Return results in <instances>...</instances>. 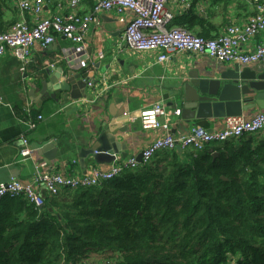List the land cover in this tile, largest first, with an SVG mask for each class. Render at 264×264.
<instances>
[{"label":"crops","instance_id":"crops-1","mask_svg":"<svg viewBox=\"0 0 264 264\" xmlns=\"http://www.w3.org/2000/svg\"><path fill=\"white\" fill-rule=\"evenodd\" d=\"M18 1L0 0L2 31L17 21L34 24L33 15L18 10ZM96 1L71 9L64 0H43L39 17L74 12L84 14ZM165 9L173 15L170 26L187 29L206 39L218 37L231 25L243 27L247 18L257 13L249 0H169ZM131 18L129 11L121 14L108 11L98 15L84 37L88 58L84 68L74 63L71 66L64 58L72 45L59 36L48 47L35 45L23 70L21 62L9 50L0 57V183L15 178L27 185L40 172L82 177L92 168L108 171L113 164L123 160L134 158L137 161L148 143L166 133L182 137L193 126H202L208 131L222 128L223 120L186 122L181 119V113L176 116L175 110L167 107L175 94H184L191 76L202 77L205 69L211 70L222 62L207 55L188 53L172 54L167 61L159 62V51L137 52L127 48L123 34ZM258 44L264 45V31L248 38L240 49L246 52ZM222 64L229 68L237 63ZM238 65L264 70V62ZM86 78L94 84L88 85L84 96L76 83ZM56 81L59 83L53 85ZM65 81L70 82L69 91H58ZM156 104L168 113L160 118L161 123H167L168 130L143 131L138 115ZM177 110L180 112V107ZM257 114H264V107L255 106L243 112L240 118L250 119ZM37 116L41 120L38 121ZM30 121L36 125L32 130L27 126ZM100 128L110 130L115 136L121 145L119 154L112 163L102 165L94 164L87 157L85 167H81L80 142ZM259 135L264 136V132ZM22 139L27 140L31 149L30 156L25 159L19 153L23 147ZM222 144H212L209 150ZM48 145L56 149L51 164L45 158L52 154ZM189 151L193 150L185 152ZM160 153L164 152L156 155ZM42 194L46 197L44 192Z\"/></svg>","mask_w":264,"mask_h":264},{"label":"trees","instance_id":"trees-1","mask_svg":"<svg viewBox=\"0 0 264 264\" xmlns=\"http://www.w3.org/2000/svg\"><path fill=\"white\" fill-rule=\"evenodd\" d=\"M1 23L0 4V32ZM95 255L107 258L97 264H264V136L160 153L42 207L0 199V264H93Z\"/></svg>","mask_w":264,"mask_h":264},{"label":"built area","instance_id":"built-area-1","mask_svg":"<svg viewBox=\"0 0 264 264\" xmlns=\"http://www.w3.org/2000/svg\"><path fill=\"white\" fill-rule=\"evenodd\" d=\"M43 0H19L17 8L20 12L33 15L34 24L28 25L24 21L13 23L8 30L0 32V57L10 51L22 64L26 65L31 49L39 44L48 47L54 43L56 36L68 40L72 48L64 58L79 68L87 65V55L84 47V37L91 25L102 12L124 11L132 13L124 34V45L134 51H159L157 60L167 61L170 55L176 53L201 54L222 63H237L241 65H254L264 62V45L258 44L244 52L240 45L248 38L264 31V1L249 0L257 13L247 18L243 27L231 25L224 29L218 37L205 39L184 28L170 26L173 15L166 12L169 0H97L92 9L84 14L77 12L56 15L49 18L39 17ZM69 8H79L80 0H64ZM179 110L174 111L178 116ZM167 111L163 106L156 104L143 109L138 120L143 131L154 132L159 129L168 130L167 123H161L160 118L166 117ZM36 119L41 120L40 116ZM29 130L35 128V122H28ZM264 132V114H257L250 119L230 117L223 119L222 128L208 131L202 126H193L186 136L173 137L165 134L153 139L141 152V163L134 158L115 163L108 171L92 168L82 177L61 175L55 173H37L32 182L23 185L12 178L8 182L0 183V199L24 197L34 207L43 205L44 196L57 197L62 190L90 189L101 183L114 179L124 170L135 169L140 164L149 163L159 152H172L179 150L185 152L191 149L202 152L215 143H224L229 140H238L246 135H256ZM20 156L25 159L31 154L27 140L22 139Z\"/></svg>","mask_w":264,"mask_h":264},{"label":"water","instance_id":"water-1","mask_svg":"<svg viewBox=\"0 0 264 264\" xmlns=\"http://www.w3.org/2000/svg\"><path fill=\"white\" fill-rule=\"evenodd\" d=\"M58 83L59 81H56L53 85ZM68 83L70 84L65 81L64 85H59L58 91L68 92L70 89ZM76 84L86 96L84 91L88 85L94 83L86 78ZM184 90L183 95L175 94L173 101H169L167 107L173 110L180 107V117L186 122L240 117L243 112L251 110L255 106L263 109L264 70L240 68L238 64L225 68L224 64L220 63L211 70L205 69L202 77L191 76V80L185 85ZM80 145L82 148L78 158L81 167H85L84 160L87 157H90L96 165L110 164L121 149V145L116 141L112 132L101 128L100 131L83 138ZM49 149L52 154L45 155V158L51 164L56 149L52 145H48ZM137 161L138 163L142 162L141 155L137 157Z\"/></svg>","mask_w":264,"mask_h":264},{"label":"rangeland","instance_id":"rangeland-1","mask_svg":"<svg viewBox=\"0 0 264 264\" xmlns=\"http://www.w3.org/2000/svg\"><path fill=\"white\" fill-rule=\"evenodd\" d=\"M92 255H94V254H92ZM105 256L106 255H95L89 259V262L93 263V264L101 263L104 259H107V258H105Z\"/></svg>","mask_w":264,"mask_h":264}]
</instances>
